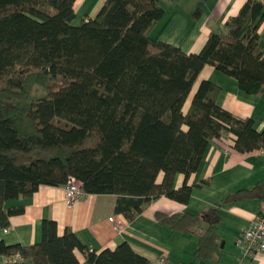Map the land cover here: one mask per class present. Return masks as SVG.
<instances>
[{
    "label": "trees",
    "instance_id": "16d2710c",
    "mask_svg": "<svg viewBox=\"0 0 264 264\" xmlns=\"http://www.w3.org/2000/svg\"><path fill=\"white\" fill-rule=\"evenodd\" d=\"M74 0H0V226L40 184L79 178L86 193H113L114 211L131 221L161 195L187 203L189 176L202 162L208 140L230 132L238 151L264 148V129L217 103L220 87L202 79L184 103L203 65L233 76L247 93L264 89V51L258 27L264 2L245 0L210 32L198 52L153 41L149 32L163 14L159 0H105L97 15L73 23ZM64 120L70 126L56 124ZM177 172L183 183L173 187ZM264 198V179L225 200ZM160 223L187 230L207 222L195 258L219 250L218 208L198 213L156 211ZM41 239L5 243V264H78L76 250L93 264H149L123 241L88 248L70 227L43 219ZM19 254L15 260L13 255Z\"/></svg>",
    "mask_w": 264,
    "mask_h": 264
},
{
    "label": "crops",
    "instance_id": "0c3cea01",
    "mask_svg": "<svg viewBox=\"0 0 264 264\" xmlns=\"http://www.w3.org/2000/svg\"><path fill=\"white\" fill-rule=\"evenodd\" d=\"M163 14L156 20L149 35L153 41H163L184 52H198L210 32L226 30L227 21L234 16L245 0H159ZM105 0H74V24L93 18ZM258 32L259 45L264 51V18ZM202 79H209L220 87L217 103L241 117H251L257 130L264 129V89L261 93H247L239 88L237 80L211 64L199 71L184 103L186 109ZM264 179V148L238 151L233 147L230 132L208 140L199 169L188 178L192 184L187 203L161 195L148 202L145 209L129 221L114 211L113 193H85L72 204L65 200L64 184H40L29 196L9 201L22 204V212L10 215L7 230L0 226V239L5 243L32 244L41 239L42 220L57 222V233L70 227L88 248L100 251L126 241L131 248L148 258L149 264H264V251L253 256L243 255L234 244L236 235L248 226L250 220L264 206L262 199L225 200L230 192L251 188ZM184 174L177 172L173 187H179ZM206 208H218L221 219L216 223L219 250L213 258H195L199 235L207 222L199 218L187 230H173L160 223L156 211L164 213H198ZM112 217V218H111ZM78 264H93L85 253L76 250ZM8 257L0 254V264ZM23 264H33L30 258Z\"/></svg>",
    "mask_w": 264,
    "mask_h": 264
},
{
    "label": "built area",
    "instance_id": "2783aa9c",
    "mask_svg": "<svg viewBox=\"0 0 264 264\" xmlns=\"http://www.w3.org/2000/svg\"><path fill=\"white\" fill-rule=\"evenodd\" d=\"M260 1L264 2V0ZM64 190L65 200L68 204H72L86 193L81 180L73 175L67 177ZM3 230L6 231L7 227H4ZM234 244L242 251L243 255L253 256L264 251V206L250 220L248 226L241 229L236 235ZM13 258L18 260L20 256L15 254Z\"/></svg>",
    "mask_w": 264,
    "mask_h": 264
},
{
    "label": "rangeland",
    "instance_id": "374dc122",
    "mask_svg": "<svg viewBox=\"0 0 264 264\" xmlns=\"http://www.w3.org/2000/svg\"><path fill=\"white\" fill-rule=\"evenodd\" d=\"M184 110H186V109H184ZM53 121H54L56 124L60 125V126H64V127H68V126H70V123H67V122L64 121V120H59V119H57V118H54Z\"/></svg>",
    "mask_w": 264,
    "mask_h": 264
}]
</instances>
